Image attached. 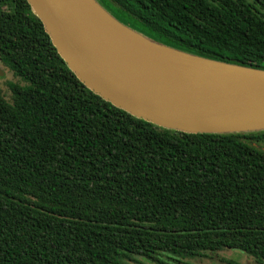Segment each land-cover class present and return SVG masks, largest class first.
<instances>
[{
	"label": "trees",
	"instance_id": "1",
	"mask_svg": "<svg viewBox=\"0 0 264 264\" xmlns=\"http://www.w3.org/2000/svg\"><path fill=\"white\" fill-rule=\"evenodd\" d=\"M106 1L160 42L264 69V0ZM0 65L14 78L0 87V264H190L230 250L264 264V132L186 134L115 107L27 0H0Z\"/></svg>",
	"mask_w": 264,
	"mask_h": 264
},
{
	"label": "water",
	"instance_id": "2",
	"mask_svg": "<svg viewBox=\"0 0 264 264\" xmlns=\"http://www.w3.org/2000/svg\"><path fill=\"white\" fill-rule=\"evenodd\" d=\"M27 2L68 68L115 107L186 134L264 132V69L167 45L101 0Z\"/></svg>",
	"mask_w": 264,
	"mask_h": 264
},
{
	"label": "rangeland",
	"instance_id": "3",
	"mask_svg": "<svg viewBox=\"0 0 264 264\" xmlns=\"http://www.w3.org/2000/svg\"><path fill=\"white\" fill-rule=\"evenodd\" d=\"M101 1H103L111 9L113 8L117 14H120V12L113 7L112 3L106 0ZM0 67L4 73L3 76L0 78V87L5 92L7 90V83L10 81H14V78L4 66L0 65ZM188 262L190 264H254V261L251 257L237 250L223 251L219 252L218 254H212L208 257L190 260Z\"/></svg>",
	"mask_w": 264,
	"mask_h": 264
}]
</instances>
